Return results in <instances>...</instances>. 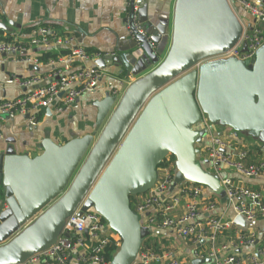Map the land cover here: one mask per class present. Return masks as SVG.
<instances>
[{
    "label": "water",
    "instance_id": "obj_1",
    "mask_svg": "<svg viewBox=\"0 0 264 264\" xmlns=\"http://www.w3.org/2000/svg\"><path fill=\"white\" fill-rule=\"evenodd\" d=\"M18 28L0 23L5 35ZM242 31L226 0H176L164 58L162 38L143 28V35L132 30L134 39L120 54L94 62L136 80L120 98L106 93L95 101L90 133L63 145L43 139L42 153L33 158L13 148L1 151L0 264H24L48 249L78 208L93 209L120 237L108 264H133L151 232L141 227L129 198L154 186L159 164L170 155L176 166L170 191L186 181L223 198L218 179L196 161L202 118L264 147V46L249 61L215 59L238 43ZM233 223L255 227L239 217Z\"/></svg>",
    "mask_w": 264,
    "mask_h": 264
},
{
    "label": "built area",
    "instance_id": "obj_2",
    "mask_svg": "<svg viewBox=\"0 0 264 264\" xmlns=\"http://www.w3.org/2000/svg\"><path fill=\"white\" fill-rule=\"evenodd\" d=\"M144 1L124 2L125 26L131 39H134L132 30L143 35L138 8ZM226 1L237 3L254 23L250 28L243 27L238 43L215 59L249 61L264 46V7L249 0ZM28 36L23 40L13 36L0 39V54L36 67L41 64L38 58L27 55L32 48L56 50L59 56L48 60L50 70L46 75L23 80L13 77L12 81L25 91L16 98L0 100V118L27 115L34 123L40 112L56 102L67 106L83 94L94 92L103 70L94 62L109 54H89L74 36L59 34L49 27L35 28ZM63 51L65 55L60 54ZM198 129L204 131V136L197 146L196 161L218 179L225 208L221 209L216 197L200 185L184 181L170 191L176 166L167 157L165 164L157 169L154 186L145 194L134 196L131 209L138 215L141 227L150 230L151 235L170 232L187 252L181 254L172 246L162 245L155 250L149 241L141 247L133 264H192L195 260H201L202 264H264V226L260 224L264 223V147L240 144L230 129L224 135L206 118H202ZM248 180L254 181V185H248ZM228 210L232 217L227 215ZM233 217L255 227L241 228L233 223ZM120 243V237L97 212L89 209L79 213L78 208L66 219L56 242L24 264H108L107 249H118Z\"/></svg>",
    "mask_w": 264,
    "mask_h": 264
},
{
    "label": "crops",
    "instance_id": "obj_3",
    "mask_svg": "<svg viewBox=\"0 0 264 264\" xmlns=\"http://www.w3.org/2000/svg\"><path fill=\"white\" fill-rule=\"evenodd\" d=\"M249 1L264 7V0ZM124 2L125 0H0V23L10 22L19 27L9 34L10 37L28 39L29 33L25 34L24 29L49 27L59 34L74 36L78 45L85 51L120 54L119 49L127 48L130 40L125 26L127 9ZM175 2L176 0H145L138 8L140 26L147 29L150 34L162 38L160 49L165 55L172 42ZM228 4L242 28H250L254 23L251 15L235 2ZM46 52L49 50L38 47L32 48L27 55L38 58ZM50 52L57 55L56 50ZM129 53L131 51L124 52ZM40 63V66L36 67L16 62L10 56L0 54V100L13 99L24 93L25 90L12 81L13 77L23 80L34 75H46L50 69L47 64ZM118 73L119 69L107 66L102 70V78L94 92L83 94L67 106L56 102L48 110L40 112L39 120L34 123L26 118L27 115L1 117L0 152L13 148L17 154L33 158L42 153L43 139L49 138L54 143L63 145L72 136L82 137L90 133L95 123V101L106 93H117L120 98L126 88L136 80L135 77L121 78ZM237 138L240 144L244 145L245 138L241 135ZM254 142L248 147L259 148L260 144ZM246 183L254 185L255 182L248 180ZM0 191L3 192V199H0L2 207L4 190L1 186ZM216 199L221 209H224L223 199L220 197ZM227 215L232 217L233 214L228 210ZM154 240L158 246H172L181 254L187 252V248L178 246L170 232H160L150 239L151 242Z\"/></svg>",
    "mask_w": 264,
    "mask_h": 264
},
{
    "label": "trees",
    "instance_id": "obj_4",
    "mask_svg": "<svg viewBox=\"0 0 264 264\" xmlns=\"http://www.w3.org/2000/svg\"><path fill=\"white\" fill-rule=\"evenodd\" d=\"M36 27H31V28H28V29H24L23 30V32L26 34V33H30L33 29H35ZM0 39H5V40H8V39H10V36L9 35H7V36H5V35H3L2 34V32L0 31ZM86 52L87 53H89V54H94V53H92V51H88V50H86ZM60 54H62V55H65L66 54V51H63V52H61ZM58 54L57 55H55L54 53H52V52H46V53H43V54H41L39 57H38V60L40 61V62H42L43 64H47V62H48V60L50 59V58H54V59H57L58 58ZM121 76V78H123V74L122 75H120ZM40 116L41 115H38L37 117H36V121H38L39 120V118H40ZM259 154V153H258ZM167 159V158H166ZM168 159L169 160H171V161H174V157L172 156V155H170L169 157H168ZM165 164V160L162 162V163H160L159 164V166H158V168H160L161 166H163ZM203 170H204V168H202ZM205 171V170H204ZM133 198H134V196H130V198H129V200H130V207L132 208V203H133ZM0 199H3V192L2 191H0ZM150 237H148L146 240H144V242H143V244H142V247L145 245V244H147L149 241H150ZM151 244H152V247L155 249V250H158L159 249V246L157 245V243L155 242V240H154V242H151ZM117 251V248H115V247H109L108 249H107V252H106V259H107V262L109 263L110 261H111V259H112V257H113V255L115 254V252Z\"/></svg>",
    "mask_w": 264,
    "mask_h": 264
},
{
    "label": "rangeland",
    "instance_id": "obj_5",
    "mask_svg": "<svg viewBox=\"0 0 264 264\" xmlns=\"http://www.w3.org/2000/svg\"><path fill=\"white\" fill-rule=\"evenodd\" d=\"M263 27H264V25H263ZM165 57V54H163V57L162 58H164ZM216 128V130L218 131V132H224V135H225V131H226V128H218V127H215ZM244 143V145L245 146H251L252 144H254L255 142L253 141V140H251L250 138H245V142H243ZM197 157H199V155H197ZM197 160V159H196ZM206 172H209V171H206ZM208 193L209 194H212L214 197H219L218 195H219V193L217 192V193H215V192H212L211 190H209L208 189ZM260 224H262L263 226H264V223L263 222H260ZM154 237V234H152L151 236H150V238H153ZM178 246H179V244H178Z\"/></svg>",
    "mask_w": 264,
    "mask_h": 264
}]
</instances>
